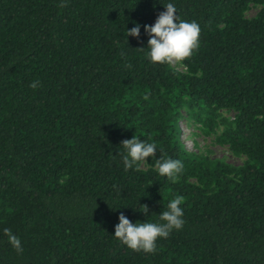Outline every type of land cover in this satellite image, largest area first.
<instances>
[{
  "label": "trees",
  "instance_id": "1",
  "mask_svg": "<svg viewBox=\"0 0 264 264\" xmlns=\"http://www.w3.org/2000/svg\"><path fill=\"white\" fill-rule=\"evenodd\" d=\"M168 2L0 0V264H264V0H173L201 27L180 70L146 55ZM184 118L243 163L189 151ZM132 136L157 152L125 170ZM169 157L175 182L156 168ZM176 195L185 224L154 252L113 236L121 213L157 222Z\"/></svg>",
  "mask_w": 264,
  "mask_h": 264
},
{
  "label": "clouds",
  "instance_id": "2",
  "mask_svg": "<svg viewBox=\"0 0 264 264\" xmlns=\"http://www.w3.org/2000/svg\"><path fill=\"white\" fill-rule=\"evenodd\" d=\"M152 25H143L144 33L148 36L147 58L153 63L170 64L180 63L192 56L200 45L201 27L196 21L183 20L177 14L173 0L163 6ZM141 25L136 23L127 30L128 35L139 38ZM144 49V48H142ZM40 82L30 83L29 87L35 89ZM121 161L125 170L137 166L139 163L147 164L146 158L155 157L157 145L155 142L142 140L132 136L121 142ZM156 168L158 174L175 182L183 173L184 164L180 159L157 158ZM183 196L176 195L167 203L166 209L159 214L157 222H132L123 213L118 216V223L114 226L113 236L133 251L151 253L156 250L158 238H167L173 230H180L185 224ZM141 213H149L148 205H142ZM4 233L8 242L19 253L23 251L20 238L5 228Z\"/></svg>",
  "mask_w": 264,
  "mask_h": 264
},
{
  "label": "rangeland",
  "instance_id": "3",
  "mask_svg": "<svg viewBox=\"0 0 264 264\" xmlns=\"http://www.w3.org/2000/svg\"><path fill=\"white\" fill-rule=\"evenodd\" d=\"M258 12V8L252 7L246 14L247 17H253ZM176 69H182L181 66L173 62L171 63ZM233 112H225L224 116L233 118ZM182 141L186 148L194 153H205L211 158L222 159L225 162L240 166L244 157H236L228 150L227 147L216 143L215 136H206L200 132L198 125L189 122L186 118L180 122Z\"/></svg>",
  "mask_w": 264,
  "mask_h": 264
}]
</instances>
